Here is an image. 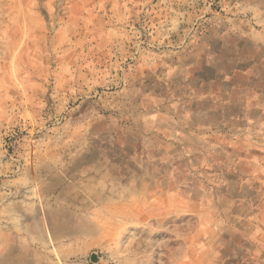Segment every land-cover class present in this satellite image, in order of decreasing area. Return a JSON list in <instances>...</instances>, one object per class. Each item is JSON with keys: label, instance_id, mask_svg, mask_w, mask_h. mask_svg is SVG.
Masks as SVG:
<instances>
[{"label": "rangeland", "instance_id": "374dc122", "mask_svg": "<svg viewBox=\"0 0 264 264\" xmlns=\"http://www.w3.org/2000/svg\"><path fill=\"white\" fill-rule=\"evenodd\" d=\"M0 264H264V0H0Z\"/></svg>", "mask_w": 264, "mask_h": 264}, {"label": "water", "instance_id": "95a60500", "mask_svg": "<svg viewBox=\"0 0 264 264\" xmlns=\"http://www.w3.org/2000/svg\"><path fill=\"white\" fill-rule=\"evenodd\" d=\"M92 260H93V261H96V260H97V256H96V255H93V256H92Z\"/></svg>", "mask_w": 264, "mask_h": 264}]
</instances>
